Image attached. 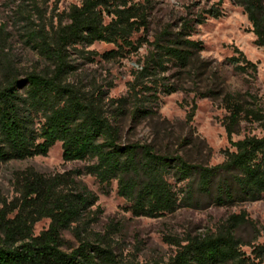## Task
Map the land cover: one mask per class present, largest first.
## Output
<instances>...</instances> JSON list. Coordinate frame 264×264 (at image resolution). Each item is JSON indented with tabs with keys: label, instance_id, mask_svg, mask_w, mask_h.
Masks as SVG:
<instances>
[{
	"label": "trees",
	"instance_id": "trees-1",
	"mask_svg": "<svg viewBox=\"0 0 264 264\" xmlns=\"http://www.w3.org/2000/svg\"><path fill=\"white\" fill-rule=\"evenodd\" d=\"M51 1L32 2L38 24L26 18L30 27L35 25L28 30V41L43 66L21 73L0 59V165L46 157L59 143L63 162L86 163L82 173L103 189L115 182L116 194L135 218L171 215L192 205L195 197L218 207L264 197V137L232 141L243 122L264 131V108L249 92L218 94L230 149L217 166L191 164L181 155L159 152L153 143L121 141V116L133 122L144 119L152 115L148 105L156 102L160 88L166 95L176 91L161 83L169 67L180 73L200 68L203 48L192 33L206 21L204 14L218 19L217 10L181 19L176 32L162 30L149 43L151 0H78L56 16L55 24H46L37 3ZM230 1L242 8L255 46L264 50V0ZM94 44L114 49L99 56L87 51ZM147 44L152 51L138 62L127 95L118 99L109 98L101 85L77 78V66L70 63L73 55L88 63L98 57L113 63ZM235 52L238 56L229 60L234 71L254 79L256 64ZM80 173L45 176L28 168L13 174L17 198L6 212L0 211V264H139L126 263L114 253L111 228L102 235L91 232L95 218L89 210L96 200L79 189L74 177ZM177 184H184L181 198ZM42 220L48 226L34 236V226ZM247 223L244 214L233 215L213 233L172 240L175 255L153 264H264V247L253 248L249 257L240 251L236 231ZM63 232L72 234L76 248L63 239Z\"/></svg>",
	"mask_w": 264,
	"mask_h": 264
},
{
	"label": "rangeland",
	"instance_id": "rangeland-1",
	"mask_svg": "<svg viewBox=\"0 0 264 264\" xmlns=\"http://www.w3.org/2000/svg\"><path fill=\"white\" fill-rule=\"evenodd\" d=\"M140 3L143 0H137ZM32 2L38 0H0V59L21 73L39 69L43 64L38 60L28 41L31 28L26 18L31 16L34 24L39 21ZM78 0H54L41 6L46 24H55L56 16L63 15ZM149 29L146 39L152 43L165 29L176 32L181 19H191L211 9L221 16L195 26L192 39L202 44L199 69L192 73L179 72L169 67L163 75V85L174 88L170 95L161 88L155 103L148 106L152 115L131 121L127 115L119 119L121 141L153 143L162 153L178 154L189 163L214 167L223 162V153L230 149L222 121L225 112L218 94L251 93L264 108V50L254 44V36L242 8L230 0H151ZM110 45L94 44L87 49L99 56L113 50ZM240 51L245 58L256 64L254 79L236 73L230 58ZM152 51L150 44L144 45L135 55L113 63H104L98 58L93 63L73 55L70 63L77 66L75 76L91 81L108 90L112 99L125 97L132 75L141 62ZM153 94V93H152ZM127 109V108H126ZM193 112V116H190ZM245 137L263 138L264 131L257 124L243 122L232 141ZM60 144H56L46 157H35L24 161H12L0 165V211H7L17 198L12 187V176L28 168L35 172L54 176L68 172H81L74 177L81 191L95 198L89 217L95 218L91 232L103 234L111 228L114 253L124 262L139 264L166 263L176 253L172 240L203 237L213 233L230 216L244 214L248 223L236 231L241 242L240 251L249 257L253 248L264 247V197L253 203L218 207L206 198L195 197L192 205L181 206L175 213L162 218H135L128 211V205L116 194V183L103 189L90 176L82 173L84 162L65 163L61 159ZM172 183V182H171ZM179 198L184 184L174 186ZM8 215L7 219H12ZM48 226L42 220L34 226L37 236ZM63 239L73 248L77 243L69 232L62 233ZM69 252V251H67Z\"/></svg>",
	"mask_w": 264,
	"mask_h": 264
}]
</instances>
